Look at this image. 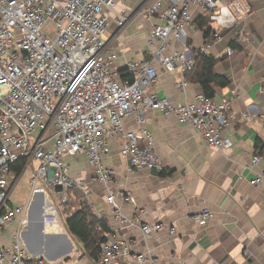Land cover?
<instances>
[{"label":"built area","instance_id":"built-area-1","mask_svg":"<svg viewBox=\"0 0 264 264\" xmlns=\"http://www.w3.org/2000/svg\"><path fill=\"white\" fill-rule=\"evenodd\" d=\"M216 7L215 0H157L144 11L157 20L147 37L150 59L118 69V54L102 39L111 24L122 27L127 19L124 13L112 16L114 0H0V228L13 222L24 226L30 203L42 195L52 198L59 220L65 223L66 209L75 210L76 193L83 200L91 198L88 183L72 176L71 160L85 156L91 182L109 186L114 173L105 159L118 136L123 139L120 156L132 169L161 173L164 164L153 149L151 135L141 130L144 144H140L135 133L123 131L125 120L146 110L174 116L210 148L232 149L223 136L239 119L231 110L230 98L198 94L193 103L177 105L148 92L159 72L185 75L194 69L196 54L179 51L177 45L185 44L194 9L207 15ZM218 40L212 36L199 53L206 54ZM186 86L185 81L175 84L178 90ZM240 117L249 119L245 113ZM16 163H21L17 175L12 172ZM258 165L263 169L249 181L252 187L264 185V153L256 151L248 169ZM27 171V200L10 208L11 192ZM105 202L118 226L109 227L94 264L120 259L128 264H158L148 254L134 253L132 244L118 236L125 227L137 226L149 239L164 226L141 223L135 214L124 216L122 205L132 202L129 192H110ZM260 206L264 209V195ZM193 219L205 224L210 214L204 211ZM0 264L46 261L30 257L17 233L10 246L0 248Z\"/></svg>","mask_w":264,"mask_h":264},{"label":"crops","instance_id":"crops-1","mask_svg":"<svg viewBox=\"0 0 264 264\" xmlns=\"http://www.w3.org/2000/svg\"><path fill=\"white\" fill-rule=\"evenodd\" d=\"M114 1L112 16L124 13L127 17L122 27L111 24L106 34L111 49L118 54L116 67L149 60L147 37L157 20L148 18L144 11L157 0ZM215 2L216 9L206 16L193 10V25L185 44L177 48L199 52L209 41L204 39L207 28L212 36L220 38L206 54L216 60L214 75L227 82L225 87L211 86L213 97L230 98L231 110L239 118L223 133L232 149L210 148L192 128L179 125L174 116L146 110L125 120L123 131L135 133L140 144H144L141 130L151 135L153 149L164 164L161 173L132 169L120 156L121 136L111 142V153L105 159V166L114 173L107 187L91 182L92 171L85 156L71 160L72 176L85 180L91 192L90 200L84 201L108 227L118 224L105 199L110 192L124 191L132 199L130 205H122L124 216L135 214L141 223L164 226L149 239L137 226L125 227L118 236L132 244L134 253L148 254L158 264H264V209L260 206L264 185H249L263 166L248 169L252 155L256 151L264 153V0ZM202 17L207 18L203 30L199 28ZM186 79V74L179 71L159 72L148 92L177 105L191 104L203 92L198 83ZM183 81L187 86L176 89L175 84ZM244 113L248 120L240 117ZM28 194L29 187L23 202L10 199L9 207L23 205ZM204 211L210 214L205 224L193 219ZM59 218L52 198H34L24 226L13 222L0 228V248L10 246L18 233L26 253L44 259L46 264H94ZM114 264L128 262L120 259Z\"/></svg>","mask_w":264,"mask_h":264},{"label":"trees","instance_id":"trees-1","mask_svg":"<svg viewBox=\"0 0 264 264\" xmlns=\"http://www.w3.org/2000/svg\"><path fill=\"white\" fill-rule=\"evenodd\" d=\"M206 16V14H205ZM199 28L201 30L207 28V18L202 17L199 20ZM212 35L210 30L204 31V39H211ZM196 54L194 69L186 74L187 81L190 83H198L206 97H213L214 91L211 86L225 87L227 82L224 78L218 77L213 73V67L216 60L207 54ZM21 163H16L12 167V172L17 175L19 173ZM77 204H72L75 209L72 211L71 207L65 211V226L68 233L78 243L82 244L83 252L91 260H97L100 254V245L106 239L105 236L109 232L107 223L95 216L91 207L83 200V196L79 193L75 194Z\"/></svg>","mask_w":264,"mask_h":264},{"label":"rangeland","instance_id":"rangeland-1","mask_svg":"<svg viewBox=\"0 0 264 264\" xmlns=\"http://www.w3.org/2000/svg\"><path fill=\"white\" fill-rule=\"evenodd\" d=\"M109 29L107 30L108 33ZM106 33V34H107ZM103 35L102 39L104 41L107 40V35ZM35 137L38 136V133L34 134ZM28 176H29V171L25 172L24 174H21L11 192L10 199L13 203H22L23 200L25 199L27 193H28Z\"/></svg>","mask_w":264,"mask_h":264}]
</instances>
